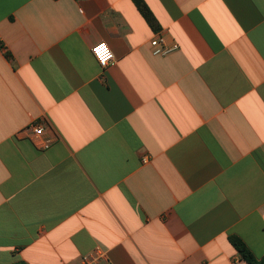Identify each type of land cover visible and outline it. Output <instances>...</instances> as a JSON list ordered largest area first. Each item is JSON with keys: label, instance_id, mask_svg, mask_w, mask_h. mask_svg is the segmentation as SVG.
<instances>
[{"label": "crops", "instance_id": "crops-1", "mask_svg": "<svg viewBox=\"0 0 264 264\" xmlns=\"http://www.w3.org/2000/svg\"><path fill=\"white\" fill-rule=\"evenodd\" d=\"M144 2L0 0V264L264 256V0Z\"/></svg>", "mask_w": 264, "mask_h": 264}, {"label": "built area", "instance_id": "built-area-1", "mask_svg": "<svg viewBox=\"0 0 264 264\" xmlns=\"http://www.w3.org/2000/svg\"><path fill=\"white\" fill-rule=\"evenodd\" d=\"M102 43L105 45L109 53L107 59L102 58L95 51V49L98 48ZM150 45L152 47L154 55H160V56L168 55L179 49V45L177 43H174L173 45L169 46L166 42L165 36L160 31H158L156 33V37H154L150 41ZM92 54H93L92 56L95 57V59L97 60V62L103 69L107 68L114 60L113 51L110 45L106 42H99L95 44L92 47ZM29 128L33 131L32 133L34 134L36 145L43 149L48 148L50 145L49 141L43 140V135H44L43 126L39 123H32ZM77 264H112V263L109 260L107 253L104 250L100 248H96L91 254L89 253V254L82 256L79 263Z\"/></svg>", "mask_w": 264, "mask_h": 264}, {"label": "trees", "instance_id": "trees-1", "mask_svg": "<svg viewBox=\"0 0 264 264\" xmlns=\"http://www.w3.org/2000/svg\"><path fill=\"white\" fill-rule=\"evenodd\" d=\"M135 5L138 7L141 14L147 20V22L154 28L158 29V23L156 18L150 11L149 7L146 5L144 0H133ZM229 242L236 248L238 253L240 254L241 258L247 262V264H264V256L261 258H257L250 248L246 245V243L237 236H231ZM15 264H27L23 261H19Z\"/></svg>", "mask_w": 264, "mask_h": 264}, {"label": "snow or ice", "instance_id": "snow-or-ice-1", "mask_svg": "<svg viewBox=\"0 0 264 264\" xmlns=\"http://www.w3.org/2000/svg\"><path fill=\"white\" fill-rule=\"evenodd\" d=\"M95 51L101 55L102 51L106 55L107 54V49L105 48L104 45H100L98 48L95 49Z\"/></svg>", "mask_w": 264, "mask_h": 264}, {"label": "clouds", "instance_id": "clouds-1", "mask_svg": "<svg viewBox=\"0 0 264 264\" xmlns=\"http://www.w3.org/2000/svg\"><path fill=\"white\" fill-rule=\"evenodd\" d=\"M101 45H104L103 43L101 44ZM105 46V45H104ZM106 48V47H105ZM108 55H109V53H108V51H107V54L105 55L104 53H103V51H102V53H101V57L102 58H104V59H107L108 58Z\"/></svg>", "mask_w": 264, "mask_h": 264}]
</instances>
